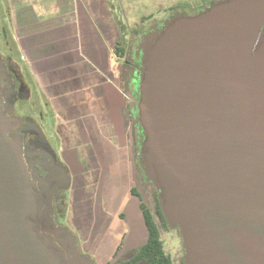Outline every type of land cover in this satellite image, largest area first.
<instances>
[{"label":"water","instance_id":"water-1","mask_svg":"<svg viewBox=\"0 0 264 264\" xmlns=\"http://www.w3.org/2000/svg\"><path fill=\"white\" fill-rule=\"evenodd\" d=\"M136 58L140 164L185 264H264V0L177 14L143 35ZM17 123L0 99V264H71L41 233L50 200L8 136Z\"/></svg>","mask_w":264,"mask_h":264},{"label":"flooded vegetation","instance_id":"flooded-vegetation-1","mask_svg":"<svg viewBox=\"0 0 264 264\" xmlns=\"http://www.w3.org/2000/svg\"><path fill=\"white\" fill-rule=\"evenodd\" d=\"M105 1L116 24L118 41L121 42L119 32L123 31L125 28H120L118 26L114 15L120 17V10L124 9V0ZM217 1L220 0L206 2L200 8H191L188 6H168L164 8L160 6L155 10L152 5L156 0H152L150 8L142 11V15H140L139 12H132L131 10L129 13L122 15V20L125 21L126 29L128 28V31H126L127 34L125 35L129 44L126 48V52L130 55L131 51V54L134 57V59L130 58L129 61H125L124 66L122 64L120 76V79L123 82L124 93L126 92L130 98L127 99L125 93L127 106L130 111L129 130L126 133L127 145L125 151L127 154L123 159L131 162L132 178L135 185H137L134 186L132 190L136 189L137 192L133 193L131 190L132 197L130 198V201L127 202V206H125L126 208L124 207V210L121 211H113L112 214H108L109 212L105 207L106 203L95 196L97 195V192H104L102 188H105V185H108L106 179L103 178L96 181V178H92L93 175H98L100 173L103 174L104 172L108 173L109 163L107 161L95 162L90 155L87 160L80 163L77 155L66 153L63 150L61 145L62 138L59 135L57 138L60 144V150L55 152L51 150V145L36 121L30 117L25 119L18 118L15 115L17 103L29 98L30 93L20 76L18 67L19 63L13 62L14 60L10 58L5 59L3 55L0 54V62L6 67V78L2 79V74H0L1 106L2 109L6 111L8 118H15L18 120L17 125L8 131V136L10 138L21 140L22 152L28 167L29 176L35 183L36 189L42 198L50 200V204L45 203L42 208L43 216L40 221L41 233L53 239L54 243L63 253V258L66 262L71 264H95L92 261L93 259H98L95 247L99 248L98 255H100L101 250L104 247L102 244L104 241L102 242V240L104 234H106V239L108 241L107 246H112L115 242L116 244L109 257L106 260H103L105 264H151L148 263V261H152L149 258H138V254H141L145 249V246L148 244L149 232L144 222L143 213L140 210V203L141 201H146L150 190L145 182H151L146 180L144 170L140 164L142 159L143 136L141 124L135 123V119L139 114L138 98L140 95V60L136 58V50L139 41L149 30L162 28L168 20L172 19L177 14H184L187 12L190 16H194ZM114 4L118 6L117 11V7ZM151 8L155 11L151 12ZM10 14L12 21L11 9ZM148 15H152L153 17L145 24V26H140L141 28L139 31H141V33L139 40L136 42V47L131 50V25L139 24L141 22L140 19ZM97 30L98 27L96 28V31ZM135 30L136 29L133 28V31ZM98 32L99 31H97V34ZM12 73L16 75L17 80L12 79ZM54 118L56 124V114H54ZM63 172L67 173V178L63 175ZM50 175L51 179L47 183L45 180L47 176ZM143 179L144 181H142ZM114 184L115 183H112V185ZM115 185L117 186V184ZM138 187L140 188V191L137 189ZM71 198L74 200V212L76 215V218L74 219L75 225L73 226L68 223L67 219ZM95 199L97 200L96 204H94ZM117 201H120V198ZM57 202L61 207L64 206L65 208V215L63 219L59 220L56 219L55 214V205ZM119 203L120 202H118V204ZM49 208L52 209V213H49ZM115 208H117V206ZM112 210L115 209L112 208ZM114 217H117L121 222L124 221L127 226V229L117 237L116 240V236L113 238V235L118 231L119 226L117 225V222L113 221ZM110 224H112L113 227L109 228ZM171 229H174V231L180 235L179 229ZM83 234L85 237H83ZM180 240L181 241L177 240V244L173 247L163 240L164 252L169 256L167 264H185V249L183 247L181 236ZM107 249L108 247H105L102 255H105L103 253H107Z\"/></svg>","mask_w":264,"mask_h":264},{"label":"crops","instance_id":"crops-1","mask_svg":"<svg viewBox=\"0 0 264 264\" xmlns=\"http://www.w3.org/2000/svg\"><path fill=\"white\" fill-rule=\"evenodd\" d=\"M9 1L19 52L44 97L52 103L57 120L55 131L62 138L63 150L77 155L80 163L89 155L95 162L107 161L109 174H99L107 183L111 180L121 183L128 176L132 177L131 162L123 159L130 110L121 84L110 77L114 53L108 56L103 51L98 57L92 52L99 41L94 21L90 17V28L84 25L86 33L92 34L86 39L87 50L83 49L86 47L83 43L77 45L71 41L67 48L65 37L73 31L59 18L50 15L45 9V0ZM45 12L49 14L47 18ZM91 41L94 44L91 45ZM130 190L128 201L132 197ZM96 194L104 201L109 191ZM113 221L118 226L121 224L117 217Z\"/></svg>","mask_w":264,"mask_h":264},{"label":"rangeland","instance_id":"rangeland-1","mask_svg":"<svg viewBox=\"0 0 264 264\" xmlns=\"http://www.w3.org/2000/svg\"><path fill=\"white\" fill-rule=\"evenodd\" d=\"M209 1L211 0H156V2H154L152 6L155 10L158 9L160 6L164 8L168 6H188L191 8H200L204 5V3ZM151 2L152 0H124L123 7L127 13H129V11L131 10L132 12H139V14L142 15V11L150 8ZM0 5V27H3L4 29H2L6 33V35H4L3 33H1L0 35V54H2L3 56L10 54L12 59L14 60L13 62L19 63L18 67L20 76L25 82L30 92L29 98L24 101H19L17 103L15 115L18 118L23 119L30 117L34 121H36V123L41 127V130L43 131L47 141L51 145V150L58 152V150H60V144L55 131V113L51 107L52 103L48 100L47 96L44 97L38 82L35 80V77L31 73L26 62L24 61V57L22 56L21 52H19L17 41L15 39L13 24L11 21L10 9L12 10V8L10 1L0 0ZM114 5L116 6V4ZM116 7L117 11L118 6ZM153 8H151V12L155 11ZM45 9L49 10L50 15L59 18L61 20V23L65 24L67 27H70L72 29L73 32L71 34H68V36L70 37H68L67 35L65 37L67 39V42L64 45L67 48H69V42L71 41L77 45L83 43L86 46H83V49L85 51L87 50L88 42L86 39L91 37L92 34L86 33V26L84 29V25L86 24L87 26H89L88 28H90L88 22H90V20L92 19L95 23V27H98L97 31H99V41L96 46V49L94 46L92 52L96 53L98 57L103 55V51V53L106 52L108 56L112 55L111 53L118 44V31L116 28L115 21L112 18V14L107 8L105 0H45ZM48 16L49 14L45 12V18H47ZM92 28L93 27H91V29ZM92 44H94L93 41H91V45ZM119 59L120 58H117L116 56L115 58H113V67L112 70H109V73L111 80H113L114 82H119L123 88V82L120 79L122 71V62L119 61ZM95 177L97 179L96 181L104 178L103 175L100 177L99 174L92 176V178ZM112 181L113 180H111V183H108V185H105V188H102V190H104V194H107L109 191L110 195H108V199L106 196H104L106 197L104 202L106 203L105 207L106 210L109 212L108 214H112L113 211L124 210V207L127 206V196L129 190L132 189L134 186H137L132 181L131 176H128L127 179L121 181V183L116 182L117 186L115 185L116 183L112 185V183H114ZM137 189L140 191L139 187ZM119 198L120 201H117ZM118 202L120 203L118 204ZM96 203L97 200L95 199L94 204ZM116 206L117 208H115ZM112 208L115 210H112ZM75 218L76 215L74 212V200L73 198H71L68 207V223L72 226L75 225ZM126 229L127 226L125 222L122 221L118 227V231L113 235V238L116 236V240L117 237H119ZM171 230L172 231L168 230L163 234V240L166 241L168 245H171V247H173L177 244V240H181L180 235L176 231H174V229ZM106 236L107 235L104 234L102 242L104 241L105 243H102L104 247L102 248L100 255H98L99 248L95 247V252H97L96 256L98 257L97 260H92L95 264H105L103 260H106L109 257L116 244L115 242L114 245L107 246L108 241L106 239ZM83 237H85L84 234ZM105 247H108L107 253H103L105 255H102V252L105 250Z\"/></svg>","mask_w":264,"mask_h":264},{"label":"trees","instance_id":"trees-1","mask_svg":"<svg viewBox=\"0 0 264 264\" xmlns=\"http://www.w3.org/2000/svg\"><path fill=\"white\" fill-rule=\"evenodd\" d=\"M120 11H121L120 17H117V15H114L115 20L117 21L118 26L120 28L124 27L125 29L123 31L119 32L120 37H121V42L118 41V44L116 45L115 49L113 50V53L117 58H120L119 61H121L123 66H124L125 61H129L130 58L134 59V57L131 54V51H130V55H129V53L126 52L127 51L126 48L129 45L128 40L125 38V35L127 34L126 31H128V28L126 29V26L124 23L125 21L122 20V15L126 14L127 12L124 9H122ZM152 17H153L152 15L144 16L140 19L141 22L139 24H136L133 26L131 25V30H132V43L130 45L131 50L136 47V42H137V40H139L140 33H141V31H139V29L141 28L140 26H145V24ZM2 28L3 27H0V35H1V33L6 35L5 31L1 30ZM133 28H135L136 30L133 31ZM3 57L5 59H9V58L12 59L10 54L5 55ZM12 79L17 80V77L15 74L12 75ZM22 81H23V79H22ZM23 83H24V81H23ZM27 89H28V87H27ZM126 97H127V99H130L128 97L127 93H126ZM132 113H133V111H132ZM142 181H144V179ZM145 184H147L149 186L150 190L148 192L147 200L145 202L141 201L140 210L142 211L143 216H144V222H145V225H146L148 232H149V238H148V244L145 246V249L143 250V252L141 254H138V258H141V257L149 258L152 261H148V263H151V264H167V260H168L169 256H167L165 254L164 249H163V242H164L163 241V234L165 232H167L168 230H171V227L169 226L166 218L163 215L162 208H161V205H160V202L158 199V193L156 191L155 186L151 183L145 182ZM132 192L136 193L137 190L133 189ZM147 201H148V203H147ZM55 208H56V212H55L56 219L57 220L63 219V217L65 215L64 206L61 207V205L57 202L55 205ZM143 253H145V254H143Z\"/></svg>","mask_w":264,"mask_h":264}]
</instances>
